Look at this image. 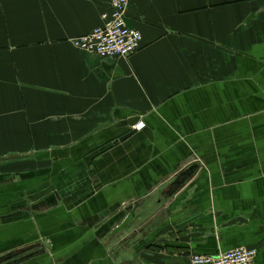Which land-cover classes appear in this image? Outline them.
Here are the masks:
<instances>
[{
    "label": "crops",
    "instance_id": "0c3cea01",
    "mask_svg": "<svg viewBox=\"0 0 264 264\" xmlns=\"http://www.w3.org/2000/svg\"><path fill=\"white\" fill-rule=\"evenodd\" d=\"M105 12L0 0V264H264V0H129L121 60Z\"/></svg>",
    "mask_w": 264,
    "mask_h": 264
},
{
    "label": "built area",
    "instance_id": "2783aa9c",
    "mask_svg": "<svg viewBox=\"0 0 264 264\" xmlns=\"http://www.w3.org/2000/svg\"><path fill=\"white\" fill-rule=\"evenodd\" d=\"M128 1L107 0V12L101 15V25L87 35L72 39V46L82 54H93L102 60L127 59L136 53L142 36L126 24ZM255 254L254 249L237 248L217 255H191L187 264H251Z\"/></svg>",
    "mask_w": 264,
    "mask_h": 264
},
{
    "label": "water",
    "instance_id": "95a60500",
    "mask_svg": "<svg viewBox=\"0 0 264 264\" xmlns=\"http://www.w3.org/2000/svg\"><path fill=\"white\" fill-rule=\"evenodd\" d=\"M136 121H137V118L130 119V120L128 121V125H129V126H132V124H133L134 122H136ZM128 136H129V135H126L125 137L121 138L120 141H123V140L126 139ZM191 170H192V169H190V170L187 171L186 173L188 174Z\"/></svg>",
    "mask_w": 264,
    "mask_h": 264
},
{
    "label": "rangeland",
    "instance_id": "374dc122",
    "mask_svg": "<svg viewBox=\"0 0 264 264\" xmlns=\"http://www.w3.org/2000/svg\"><path fill=\"white\" fill-rule=\"evenodd\" d=\"M14 159H15V157H11V158L7 159V161H13Z\"/></svg>",
    "mask_w": 264,
    "mask_h": 264
}]
</instances>
